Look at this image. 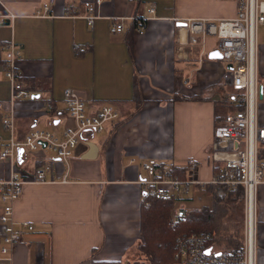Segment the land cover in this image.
<instances>
[{
  "label": "crops",
  "instance_id": "1",
  "mask_svg": "<svg viewBox=\"0 0 264 264\" xmlns=\"http://www.w3.org/2000/svg\"><path fill=\"white\" fill-rule=\"evenodd\" d=\"M91 1L0 0V15L9 19L0 24V103L4 111H14L15 140L47 128L60 136L70 123L62 101L66 89L78 93L90 114L104 105L118 112L101 133H84L68 164L46 149L17 150L16 169L27 182L14 204L20 231L14 264L124 260L141 236L142 163L147 159H155L159 167L181 168L193 161L203 184L213 175L209 153L215 119L222 115L216 100H230L231 76L227 63L205 58L213 45L206 40L200 55V46L189 44L187 31L184 57H179L185 28L177 22L232 19L236 1L103 0L92 26L85 18ZM117 18L124 19L121 33L110 31ZM137 19L145 20L142 34L131 28ZM9 42L20 51V82L33 94L15 103L9 101L11 84L3 74L8 58L3 46ZM256 44L258 88L264 83V24L257 27ZM256 118L264 126V101ZM10 135L0 112V147ZM88 141L98 147L94 159L81 158ZM38 171H43L41 178ZM9 173L8 164L0 161V179ZM209 197L207 193L203 202L199 197L191 207L209 206ZM256 222V264H264V184L257 190Z\"/></svg>",
  "mask_w": 264,
  "mask_h": 264
},
{
  "label": "built area",
  "instance_id": "2",
  "mask_svg": "<svg viewBox=\"0 0 264 264\" xmlns=\"http://www.w3.org/2000/svg\"><path fill=\"white\" fill-rule=\"evenodd\" d=\"M237 14L232 19L210 21L187 20L185 31L188 33L190 45L200 46V55L205 52L206 36H213L216 41L213 48L222 54V60L232 64L229 70L233 94L238 96L240 109L217 116L213 129V141L209 160L217 170L209 183L222 185L232 191L242 187L244 204V223L242 228L241 248L237 253H224L213 241L211 233H191L176 239L174 257L184 264H256L257 233H256V196L261 184H264V159L258 158L259 149L264 147V126L257 123L256 111L263 97L258 98V88L255 76L256 65V34L257 27L264 24V0H235ZM103 0H92L87 7L85 16L92 26L96 7ZM47 11V7H44ZM150 8L149 12L154 13ZM6 15H0V22ZM133 21L135 18H131ZM123 18L111 21L110 31L121 33L124 30ZM135 30L142 34L145 31V20ZM180 40V39H179ZM185 41H179L177 55L182 54ZM8 51V58L3 63V74L11 84L10 102L33 98V94L25 89L20 82L21 72L16 66L20 51L13 42L3 46ZM212 48V49H213ZM254 76V82H252ZM62 101L70 119L60 136L46 129H36L29 132L23 140L13 138L14 111L11 108L4 111L0 103L2 125L10 132L8 142L0 147V161L6 162L10 173L7 178L0 179V264H14V251L20 238L17 229L14 204L21 196L23 185L27 182L16 169V153L20 148L30 151L38 148L53 152L60 160L68 164L76 146L85 132L101 133L105 125L118 118V112L111 105L100 107L94 114L86 110V105L78 93L72 89L63 92ZM46 107H52L46 103ZM42 143L45 146L42 147ZM237 143V146H235ZM145 172L141 183L145 186L144 193H149L155 199L177 200L183 194L189 193L194 185L203 186L195 171V163L190 161L186 176L179 179L169 174L166 168L159 167L155 159H147L142 163ZM38 178L43 171L37 172ZM143 199V195L141 196ZM181 207L173 206L170 212V223L173 225L183 217ZM22 226L31 230L33 227L26 222Z\"/></svg>",
  "mask_w": 264,
  "mask_h": 264
},
{
  "label": "trees",
  "instance_id": "3",
  "mask_svg": "<svg viewBox=\"0 0 264 264\" xmlns=\"http://www.w3.org/2000/svg\"><path fill=\"white\" fill-rule=\"evenodd\" d=\"M142 20L143 19H137L138 24L133 22L131 28L134 30L139 24L143 23ZM229 99L230 100L225 103V109L228 110L224 113L221 112L222 114L229 113L230 107L232 106L231 104H234V110L232 112L241 107L238 96L233 94L232 98L230 97ZM258 158L264 159V147L259 149ZM164 167H166L170 175L179 179H183L186 176L187 168L185 167H175L171 164ZM212 170L213 173H215L217 167L213 165ZM217 188H219V186L210 184L206 187V191L209 192L208 195L212 196L211 206H200V208L193 209L181 206L184 215L173 225L170 223L171 209L176 205L178 200L190 199L187 193L181 195L174 201L155 199L148 192L143 193V199L140 205L139 225L141 236L140 240L135 244L136 251L140 257L132 261L92 260L91 264H184L174 257L176 239L191 233H211L213 235L211 241L214 243L218 241L222 246L220 249L224 253H237L242 246V227L241 225L238 226L237 223L231 225L226 222L225 219L227 217L229 218L228 211L230 208L233 209L243 204L242 187H239L235 191L224 187L221 190L226 195L225 197H222L223 194L221 195ZM198 189L201 190L202 188L197 186V190ZM96 250L97 249H94L91 252V256L95 254Z\"/></svg>",
  "mask_w": 264,
  "mask_h": 264
},
{
  "label": "rangeland",
  "instance_id": "4",
  "mask_svg": "<svg viewBox=\"0 0 264 264\" xmlns=\"http://www.w3.org/2000/svg\"><path fill=\"white\" fill-rule=\"evenodd\" d=\"M199 21H201V20H199ZM206 21V20H205ZM181 28H185V26L184 27H181ZM136 31V30H135ZM206 40H207V43H208V46L210 45V46H212V45H214V43H215V41H216V39L213 37V36H209V35H207L206 36ZM214 49V48H213ZM256 51H257V49H256ZM205 58H207V56H205ZM204 58V59H205ZM220 61H222V62H224V63H227L226 61H224V60H220ZM255 68H256V65H255ZM261 84H263V87H264V83H261ZM259 86V85H258ZM232 87V86H231ZM216 102H217V109L218 110H220V112H225V111H227L228 109H225L226 108V104L225 103H223L222 101H220V100H216ZM235 103V102H234ZM232 106L230 107V110H229V112H232L233 110H234V104H231ZM63 123V122H62ZM61 123V124H62ZM47 130H50V129H48L47 128ZM52 131V130H51ZM47 151H49V150H47ZM50 153H51V151H49ZM49 153V154H50ZM175 177V176H174ZM214 185V184H211V183H208V184H206V185H204V186H200V188H202L201 190H199V193H197V199H194V200H192V199H187V200H178L177 202H176V208H179L180 206H182L183 205V207H185V208H191V209H193V208H200V206H196V207H191V205H192V202H194V203H197L198 201H200L199 200V197H202L203 199H202V201L201 202H203V201H205V200H207V193H209V192H207L206 191V187H207V185ZM216 186H219V188H217V189H219V193H221V195H222V197H225L226 195L222 192V190L221 189H223L224 187H222L221 185H216ZM192 190V189H191ZM187 196H191V191L189 192V193H187ZM209 206H211V204H212V196H210L209 197ZM193 206V205H192ZM228 213H229V218L227 219H225V221L226 222H228L229 224H231V225H233V224H235V223H237L238 224V226L239 225H241V227L243 228V223H244V215H245V212H244V204H241V205H238V206H236V207H234L233 209H229V211H228ZM235 226V225H234ZM217 244V246L220 248V247H222L221 245H220V243L217 241L216 242ZM219 243V244H218ZM130 254H132L131 256H130ZM133 254H135V255H133ZM128 256H126V258L124 259V260H130V261H132V260H136V259H138L139 257H140V255L138 254V252L136 251V248H135V246L131 249V251L127 254Z\"/></svg>",
  "mask_w": 264,
  "mask_h": 264
},
{
  "label": "water",
  "instance_id": "5",
  "mask_svg": "<svg viewBox=\"0 0 264 264\" xmlns=\"http://www.w3.org/2000/svg\"><path fill=\"white\" fill-rule=\"evenodd\" d=\"M9 23V19L8 18H2L0 24L1 25H7ZM177 25L180 27H184L187 25L186 21H178ZM207 57L209 59L212 60H222V54L220 53V51L217 48L211 49L210 51H208L207 53ZM227 69L230 70L232 69V64L231 63H227ZM263 84H259L258 86V97L262 98L263 97ZM87 146H88V150L81 155V158L83 159H94L97 157V152H98V147L95 143H93L92 141H88L86 142ZM42 147L45 146V143L41 144ZM235 146H237V143H235Z\"/></svg>",
  "mask_w": 264,
  "mask_h": 264
},
{
  "label": "bare ground",
  "instance_id": "6",
  "mask_svg": "<svg viewBox=\"0 0 264 264\" xmlns=\"http://www.w3.org/2000/svg\"><path fill=\"white\" fill-rule=\"evenodd\" d=\"M185 37H186V35H185V30L184 29H182V36H181V42L182 41H185ZM254 76H252V82H254Z\"/></svg>",
  "mask_w": 264,
  "mask_h": 264
}]
</instances>
